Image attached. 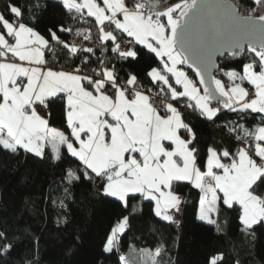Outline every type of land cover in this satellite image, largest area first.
<instances>
[{
    "label": "snow or ice",
    "instance_id": "obj_1",
    "mask_svg": "<svg viewBox=\"0 0 264 264\" xmlns=\"http://www.w3.org/2000/svg\"><path fill=\"white\" fill-rule=\"evenodd\" d=\"M56 3L70 23L50 27V39L22 22L24 13L18 5H7L8 16L0 12V150L13 156L22 151L43 160L45 150L51 149L56 163L65 159L61 148H66L67 156L83 166V179L91 181L101 196L124 209L136 198L151 201L156 217L177 225L174 213L181 212L182 204L178 189L188 183L201 194L199 221L220 231L216 217L222 204L238 209L240 231L253 234L255 225L264 224V0H253L246 14L229 0ZM92 22V27L84 26ZM58 33L74 35L80 42L66 41ZM108 42L113 57L121 61H136L140 49L151 54L149 59L159 63L145 72L158 91L145 89L137 74L120 76L115 64L109 67L99 57L98 65L89 68L96 46L103 55ZM56 46L67 50L68 70L49 66L46 52L55 59L60 50ZM217 52H226L237 68L217 65ZM182 66L191 69L195 79ZM57 100L63 102L70 135L50 127L41 114L40 108L48 109ZM181 108L209 121L222 110L250 112L259 114L261 124L251 131L242 125L229 127L243 146L235 152L230 146H208L202 170L196 132ZM80 179L71 167L66 169L68 185ZM64 206L61 200L60 207ZM138 210L133 205L117 221L103 243V253L120 250V237ZM14 248V238L0 230V259ZM141 251L150 264H160L164 248ZM118 259L127 264L124 255ZM223 259L222 254L215 255L209 264H222Z\"/></svg>",
    "mask_w": 264,
    "mask_h": 264
},
{
    "label": "trees",
    "instance_id": "obj_2",
    "mask_svg": "<svg viewBox=\"0 0 264 264\" xmlns=\"http://www.w3.org/2000/svg\"><path fill=\"white\" fill-rule=\"evenodd\" d=\"M231 1L242 14L253 6V0ZM128 2L131 5L133 0ZM9 3L23 10V23L49 39L50 27L70 23L67 13L56 0H0V12L6 16L10 15L6 12ZM84 26L92 27L93 22ZM58 34L69 41L67 33ZM110 44L108 42L106 54L102 56L99 53L97 57L104 59L109 67L115 64L120 76L126 78L129 73L137 74L145 88L157 89L145 72L149 65L157 66L159 63L154 57L149 59L151 54L140 49L141 54L136 61L117 62L110 51ZM56 47L60 50L56 52L55 59L49 52H46V59L49 66L56 62V66L65 68L64 53L67 50ZM97 57L92 58L89 68L98 65ZM218 65L231 70L237 68V61L224 57ZM184 69L194 79L191 72ZM217 76L226 81L222 74L217 73ZM213 106H216L215 102ZM184 113L186 122L197 135L198 163L202 170L208 146L221 149L230 146L235 152L242 145L235 134L228 131L229 127L236 124L252 129L261 124L259 114L250 112L222 110L212 121L191 109H184ZM46 118L49 126L69 135L63 119L62 101L50 104ZM45 152V159L41 160L22 151L20 155L13 156L0 150V230L7 231L15 242L14 250L0 259V264H25V261L32 264H119L120 255L126 257L127 264H150L147 254L141 250L151 252L161 245L164 252L158 258L160 264H209L211 257L220 254L224 257L222 264H264V225H255L253 234L245 235L240 231L238 209H227L221 204L216 217L220 226V231H217L216 226L196 218L200 192L190 184H181L178 189L179 194L185 196V204L177 225L157 218L150 201L136 198L130 200L128 209H124L119 202L101 196L91 181L83 179V166L68 157L64 148L61 154L65 159L56 163L51 160V152ZM69 167L81 177L71 185L64 180ZM61 200L64 207H60ZM133 205H137L139 210L130 216L129 227L120 237V250L114 254L103 253V243L111 229L120 218L131 212Z\"/></svg>",
    "mask_w": 264,
    "mask_h": 264
},
{
    "label": "built area",
    "instance_id": "obj_3",
    "mask_svg": "<svg viewBox=\"0 0 264 264\" xmlns=\"http://www.w3.org/2000/svg\"><path fill=\"white\" fill-rule=\"evenodd\" d=\"M86 27H90V26H86ZM68 38H69V41H71V40H73L75 37H74V35H69L68 34ZM76 40H77V42H80V38H75ZM97 40V38L95 37V29L93 28V41H96ZM86 46H94V45H92V44H89V42H87V41H84L83 42ZM100 53V55H102L101 54V48L99 47V46H96V52H95V56H93L92 58H94V57H97V54H99ZM106 54V52H104L103 53V55L102 56H104ZM85 55H87V54H85ZM116 59V61L117 62H124V61H121V60H119V59H117V58H115ZM77 62L79 63V61L77 60ZM53 65H57L56 64V62L53 64ZM52 66V65H51ZM57 68H59L58 66H56ZM68 68H69V65L67 64V67H65L64 69L65 70H68ZM144 87V86H143ZM145 88V87H144ZM145 89H147V88H145ZM154 91H158V89H156V90H154ZM178 107H180V105H177ZM181 110L182 111H184V108H181ZM40 111H41V114L42 115H46V109H44V108H40ZM184 204H185V197H182V204H181V212H179V213H174V216H175V219L176 220H180V217H181V213H182V210H183V207H184ZM173 224H176V223H173Z\"/></svg>",
    "mask_w": 264,
    "mask_h": 264
},
{
    "label": "water",
    "instance_id": "obj_4",
    "mask_svg": "<svg viewBox=\"0 0 264 264\" xmlns=\"http://www.w3.org/2000/svg\"><path fill=\"white\" fill-rule=\"evenodd\" d=\"M230 3L234 4L231 0H229ZM235 5V4H234ZM220 51H223V50H220ZM224 57H228V54L226 52L223 53V55H221L219 52L215 53L214 54V60H215V63L218 65V61L223 59ZM185 67V66H184ZM187 70H189L191 72V74L193 75L194 79H195V73L192 72L191 69L185 67ZM215 102V101H214Z\"/></svg>",
    "mask_w": 264,
    "mask_h": 264
},
{
    "label": "crops",
    "instance_id": "obj_5",
    "mask_svg": "<svg viewBox=\"0 0 264 264\" xmlns=\"http://www.w3.org/2000/svg\"><path fill=\"white\" fill-rule=\"evenodd\" d=\"M89 20H91V18H89ZM94 23V22H93ZM27 25V24H26ZM125 39H127V38H125ZM111 43V42H110ZM183 67V66H182ZM183 69H184V67H183ZM185 70V69H184ZM186 71V70H185ZM225 83H227V81H225ZM246 87H250V86H248V85H245ZM175 103V102H174ZM45 118H46V115H45ZM234 126H237L236 124L234 125ZM51 127V126H50ZM238 127V126H237ZM254 128H252V129H249L248 128V130H253ZM59 130V129H58ZM61 131V130H60ZM66 134V133H65ZM66 135H68V134H66ZM69 135H70V132H69ZM241 146H243V145H241ZM62 149H63V147L61 148V151H62ZM65 150H66V148H64ZM47 151H49V152H51V149H46ZM45 150V151H46ZM191 185V184H190ZM198 190V189H197ZM199 191V190H198ZM200 194V193H199ZM201 195V194H200ZM181 197H185V196H181ZM199 200H200V197H199ZM151 202V201H150ZM152 203V202H151ZM152 206L154 207V205H153V203H152ZM198 209H199V201H198V208H197V212H198ZM158 218V217H157ZM202 222V221H201ZM264 225V224H263Z\"/></svg>",
    "mask_w": 264,
    "mask_h": 264
}]
</instances>
